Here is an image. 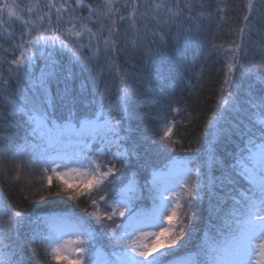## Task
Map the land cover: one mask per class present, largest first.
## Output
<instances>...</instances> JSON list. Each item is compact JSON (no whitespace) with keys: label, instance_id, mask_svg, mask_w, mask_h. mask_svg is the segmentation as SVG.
<instances>
[{"label":"snow or ice","instance_id":"obj_1","mask_svg":"<svg viewBox=\"0 0 264 264\" xmlns=\"http://www.w3.org/2000/svg\"><path fill=\"white\" fill-rule=\"evenodd\" d=\"M247 7L222 99L184 158L171 135H185L176 117L198 105L187 82L201 78L188 54L220 61L208 33L226 8L41 0L17 35L21 4L0 0V162L42 169L50 186L55 173L57 195L76 201L37 215L0 193V264H264V0ZM69 173L83 178L73 186Z\"/></svg>","mask_w":264,"mask_h":264},{"label":"trees","instance_id":"obj_2","mask_svg":"<svg viewBox=\"0 0 264 264\" xmlns=\"http://www.w3.org/2000/svg\"><path fill=\"white\" fill-rule=\"evenodd\" d=\"M9 2L11 3L13 0H9ZM15 2L20 3L23 9V12L19 13L21 19L16 20L12 26V30L19 35L21 31L27 33L30 30L29 27L24 26V20L30 22L36 20V16L27 14V7H35L41 0H15ZM56 2L59 3L60 0H56ZM83 2L87 4L89 0H83ZM204 2L212 3L214 6L220 8H226L225 13H221L214 18L213 22L209 25L208 33L209 41L216 44L221 49L219 53L220 61L216 62V56L207 59L204 53H200L196 57L194 63H192L193 53L188 54V61L191 67L201 74L199 80L194 79L187 82L189 84V92L194 99L197 97L199 98V103L194 110L184 113L183 116L176 117V120L184 121V127H182L180 131L185 134L183 137L174 134L171 135L173 141L179 140L180 144L183 145L181 147L178 144L174 152H172V155L176 157L187 158L192 154L189 149L194 151L200 147V142L196 140V137L202 136L205 133V124L213 115L212 109L216 102L222 99L220 96V87L223 83L224 73L227 71V63L230 57L228 49L231 45V41L239 38V27L242 26L243 16L248 13L247 5L249 0H204ZM255 2L256 0H253V3ZM37 15H39V13H37ZM82 15L86 16L87 12ZM205 23L207 24L208 22L205 21ZM66 27L68 26L66 25ZM230 29L236 30L234 35L230 32ZM40 35H43L40 30L33 31L31 36H26L25 39H32ZM4 47H7V44L3 42V39H0V50ZM16 55L18 56L19 52H17ZM9 59H11V56H9ZM218 69L221 70L218 72ZM181 95H183V93L177 89L176 97L179 98ZM115 98L116 97L113 96L111 100L114 101ZM108 106L109 101L106 100L105 109H107ZM174 107L176 106L174 105ZM168 119L171 120L172 117ZM189 120L192 121L191 127L188 126ZM164 131L165 129L163 127L159 129L158 135L155 137L157 142L163 137ZM175 132L176 129L173 128V133ZM145 135L151 138V133H145ZM113 151H116V149L113 148ZM158 162L163 163L164 161L161 158ZM18 164V160L0 162V169L5 170L0 171V193H2L9 205L15 203L19 206L14 210L18 211L22 208H27L33 209L37 215H55L61 214L63 211V205L60 203L61 201H65L69 205H76V201L68 200L65 195H57L58 192H61L63 185L53 173H49L53 178V183L50 186L48 184L47 174L42 175V169L24 166L23 171L18 172L16 169V165ZM6 176L8 177L7 179H5ZM15 176H19L18 181L12 179ZM182 196L183 194L179 193V197ZM84 207H88V210L94 212L96 215H103V209H92L90 207V202H81L75 210L80 211ZM42 254L43 252L41 250V255ZM37 264H40V262L38 261ZM52 264H66V262L53 261Z\"/></svg>","mask_w":264,"mask_h":264},{"label":"rangeland","instance_id":"obj_3","mask_svg":"<svg viewBox=\"0 0 264 264\" xmlns=\"http://www.w3.org/2000/svg\"><path fill=\"white\" fill-rule=\"evenodd\" d=\"M55 176H56V174L55 173H53ZM83 177H79V176H77L76 174H72V173H69L68 174V176H67V179L69 180V183L71 184V185H75L76 183H78V181H79V179H82ZM60 180V182H61V184L63 185V181L61 180V179H59ZM64 186V185H63ZM177 196L179 197V192H177ZM117 215H118V213H117ZM65 239H69L68 237H66ZM139 242V241H138ZM71 247V246H70ZM261 259H264V258H261Z\"/></svg>","mask_w":264,"mask_h":264}]
</instances>
